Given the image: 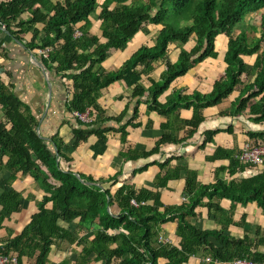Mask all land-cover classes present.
Listing matches in <instances>:
<instances>
[{"label": "trees", "instance_id": "1", "mask_svg": "<svg viewBox=\"0 0 264 264\" xmlns=\"http://www.w3.org/2000/svg\"><path fill=\"white\" fill-rule=\"evenodd\" d=\"M262 11L264 0H149L147 4H139L137 0H103L101 4L97 0L56 3L52 0H0V47L12 40L22 43L24 37L31 34L33 39L25 45L26 49L51 50L49 59H43L45 66L61 78L72 79L74 84L67 111L84 114L91 110L96 114L92 123L78 122L80 127L73 130L72 146L76 148L95 136L92 151L96 157L107 149V134L117 131L103 125L120 124L129 112L127 106L121 116L109 118L97 105L99 94L116 83L133 89L129 105L135 104V117L145 99L149 113L167 118L192 108L191 121L181 123L182 127L189 128L187 137H191L204 122L198 112L221 105L242 84L241 77L246 76L251 84L243 87L227 115L236 117L248 112L250 122L264 124V15L259 38L251 40L246 31L238 32L247 18ZM91 18L101 23L102 36L90 33ZM150 27L160 28L151 44L141 46L119 69L103 68L110 52L125 51L138 34L148 35ZM76 32L81 33L80 38L75 37ZM221 35L227 39L223 57L225 75L217 81L211 94L182 96L174 92L166 98L165 104H160L159 98L175 79L198 63L218 57L216 46ZM191 39L194 44L187 50L185 47ZM173 45L180 49L176 61H166L159 79L151 81V87L145 89L142 76L151 73L156 63L166 60ZM253 55H257L255 65L246 64L243 56ZM2 73L0 66V159L4 156L9 159L5 163L0 160V166L11 173L10 183L18 172L29 174L45 194L39 213L10 241L7 254L15 253L21 261L23 256L39 252L33 264H48L54 244L65 242L83 247L77 264H161V260L165 261L163 264H187L197 251L207 252L206 258L211 259L209 262L205 259L207 263L231 264L235 258L264 261V251L256 252L258 246L264 248L259 226L255 231L256 241H250L247 236L234 239L226 235L224 229L202 230L191 223L196 217L195 209L204 205L205 199L210 212L222 213L220 202L223 200L238 204L254 202L264 212V167L249 178L241 177L228 183L218 178L209 186H198L193 177L187 176L182 195L186 202L178 207H164L158 194L145 190L136 192L129 186H123L112 195L110 187L117 184L121 172L109 179L95 180L63 170L61 160L66 164L73 161L68 154L70 147L58 135L46 139L37 132L39 120L13 89L4 84ZM256 100L259 102L253 104ZM138 125L131 120L120 127L122 143L127 139V127ZM167 128L162 127L163 134L153 150L120 152L119 156L125 161L147 158L157 153L161 144L177 142L165 133ZM217 134H205V144ZM248 138L253 140L251 143H264V132L249 133ZM225 153L218 149L215 158ZM245 169L236 159L229 166L231 174ZM177 171L178 168L174 173ZM173 177L175 175L166 172L157 177L155 184L165 189ZM6 185L0 195L3 208L0 220L20 213L23 205L19 193L9 187V183ZM132 200L145 205L135 209L131 206ZM115 205L120 209L118 216L111 212ZM173 221L177 223L179 246L160 244V226ZM244 222L242 218L241 225H246ZM80 233L84 235L80 237ZM92 254L95 257L91 260Z\"/></svg>", "mask_w": 264, "mask_h": 264}, {"label": "crops", "instance_id": "2", "mask_svg": "<svg viewBox=\"0 0 264 264\" xmlns=\"http://www.w3.org/2000/svg\"><path fill=\"white\" fill-rule=\"evenodd\" d=\"M54 3L61 0H52ZM28 15H25L27 18ZM92 35L99 33L101 23L91 20ZM156 32L151 36L154 38ZM151 35V32H150ZM148 35V36H150ZM144 33H140L129 43L125 51L113 50L110 52L107 60L103 63V68L107 71L119 69L146 40ZM33 39L31 34L24 37L21 42L12 40L6 42L0 47V66H2V79L6 86H10L15 94L30 107L40 122L37 132L46 139L58 135L66 141L70 147L69 156L73 159L70 164L61 160V166L65 171H71L76 174H85L93 177L95 180L109 179L121 172L118 176V182L110 187L112 195L123 186H129L136 192L148 191L158 194L159 201L164 207H178L181 205L183 191L186 185L187 176L193 177L198 186H209L217 182L220 178L225 182L230 180H239L241 177L249 178L262 171V167L246 168L243 172H229L231 161L235 159L243 145L247 141H253L248 138L249 133L258 134L264 132V124L256 125L250 122L251 117L248 112L240 116L231 117L227 115L232 111L243 87L250 85L251 81L246 76L241 77V85L236 88L234 93L221 105L214 108L199 111L204 118V122L199 125L197 131L187 137L189 128L182 127V122H189L193 118V109L180 110L176 116L165 117L156 113H149L147 99L141 102L137 116L135 117V104L129 105L133 96V89L127 88L123 83H116L99 94L97 105L101 108L106 117L116 118L121 116L127 106L129 112L126 119L118 124L114 122L103 125L115 128L116 132L107 134V149L102 155L93 157L92 146L97 138L90 136L86 142H81L78 147L73 148V130L80 127L79 120L72 113L67 111L68 104L73 94V81L70 78L60 77L45 66L41 55L37 51H29L25 45H29ZM137 43V44H136ZM136 44V46H135ZM194 42L186 45L189 50ZM227 39L221 35L217 43V58L206 59L198 63L188 71L184 76L177 78L170 85L169 90L159 98L160 104L166 103V98L174 93L180 92L182 96H190L198 93L208 96L213 91L217 81L221 80L225 73L226 64L223 61L226 51ZM172 55L168 60L173 63L176 61L180 49L173 45L169 50ZM168 53V54H169ZM246 64L254 66L257 55L243 56ZM165 62L160 61L155 64L154 70L142 76V85L145 89L151 87V81H157L160 74L165 70ZM143 67H139L142 70ZM259 100L253 102L258 103ZM94 114V112H93ZM96 115H94L95 119ZM133 120L138 126H128L126 129L127 139L122 143L121 133L118 131L126 122ZM168 127L165 133L170 134L177 142L164 143L159 146L157 153L138 160L125 161L121 158L120 152L150 151L156 148L160 140L163 129ZM218 132L211 142L205 144V134ZM173 133V135H172ZM218 149H223L227 153L220 158H215ZM9 157H2V162H7ZM163 165V168L160 167ZM178 168V173L174 170ZM255 169V171H253ZM166 172L175 175L168 180L165 189H160L155 184L159 175ZM11 173L0 166V195L4 193V187L9 183V187L15 190L22 198V210L10 217L0 220V241L6 249L10 241L21 234L31 218L39 213V204L44 199V192L39 188L35 179L31 175H24L22 172L16 174L12 183L9 182ZM109 187H105L108 189ZM208 200L205 199L201 207L195 209L196 217L191 220L193 225L202 230H225V234L234 239H243L247 236L248 240L256 241L255 231L259 226L261 234L264 236V212L256 203L238 204L231 203L228 200L220 202L223 212L209 211L207 208ZM51 208V206H49ZM3 208L0 207V214ZM118 216L120 209L115 205L111 211ZM244 218L246 225H241ZM231 222V224H228ZM176 221L168 222L160 226L161 242H168L172 246H179L180 238L176 235ZM84 233H80L82 237ZM258 237V238H259ZM92 236H90V239ZM160 243V242H159ZM163 244V243H160ZM83 247L75 244L59 242L54 244L48 257V264H77L78 256L82 253ZM255 250V249H254ZM264 251L262 246L256 248V252ZM207 252L197 251L187 264H230V263H207L205 261ZM39 252H36V255ZM36 255L23 256L20 264H33ZM95 254H92V260ZM165 261L161 260L163 264ZM91 264H101L92 262Z\"/></svg>", "mask_w": 264, "mask_h": 264}, {"label": "built area", "instance_id": "3", "mask_svg": "<svg viewBox=\"0 0 264 264\" xmlns=\"http://www.w3.org/2000/svg\"><path fill=\"white\" fill-rule=\"evenodd\" d=\"M76 38H80L81 34L79 32L75 35ZM39 55L43 57V59L48 60L50 57L51 50H45V51H37ZM89 110L85 112V114H81L78 112L73 113V116L78 119L79 121L83 123H90L91 119L88 116ZM235 159L242 165H253V166H261L264 164V143L257 142V143H251L250 141L246 143L241 152L238 153L235 156ZM185 200H183V203ZM144 203H137L135 200H132L131 206L138 208L139 206H144ZM162 239H160V243H163L164 245L167 242H161ZM206 261H211L210 258H206ZM0 264H20L19 257L17 254H7L6 249L4 247V244L2 241H0ZM232 264H264V261L262 262H256L252 261L247 258H237L232 262Z\"/></svg>", "mask_w": 264, "mask_h": 264}, {"label": "rangeland", "instance_id": "4", "mask_svg": "<svg viewBox=\"0 0 264 264\" xmlns=\"http://www.w3.org/2000/svg\"><path fill=\"white\" fill-rule=\"evenodd\" d=\"M103 0H97V2H98V4H101V2H102ZM137 2L139 3V4H147L148 2H149V0H137ZM264 15V11H262V12H260V13H258L257 15H255V16H252L251 18L249 17V16H247V17H249V18H247L246 20H245V22L239 27V30H238V32H240V31H246L248 34H249V38L251 39V40H253V39H255V38H259L260 36H261V26H262V22H261V18H262V16ZM91 20H93V23H94V21L96 22L97 20H95V19H92L91 18ZM160 28H153V27H150V32H151V35H150V33L148 34V35H150V36H148V35H146V36H148V37H146V40H145V42H143L142 44H151V36H152V34L154 33V32H157L158 30H159ZM77 33V32H76ZM99 33H101V31H99ZM81 34V33H80ZM95 36H98V34H96ZM101 36H102V33H101ZM191 41H192V39H191ZM137 44V43H136ZM136 44H135V46H136ZM172 55V52L171 53H169L168 55H167V59H166V61H169L168 60V56H171ZM41 58L43 59V57L41 56ZM73 87H74V84H73ZM72 93H71V98H72ZM73 113H75V112H73ZM72 113V114H73ZM85 114V113H84ZM94 115H96L95 113L93 114V111H91V110H89V113H88V116L90 117V119H91V122L90 123H92L93 122V120H94ZM249 141H247L246 143H248ZM245 143V144H246ZM244 144V145H245ZM243 145V146H244ZM243 148V147H242ZM242 148H241V150H242ZM241 150L239 151V153L241 152ZM237 155V154H236ZM246 166V168H257V167H264V164L263 165H261V166H253V165H245ZM263 170V169H262ZM253 171H255V169L253 170ZM183 200H185L184 198H182V201H181V204H184L185 202H186V200H185V202L183 203ZM133 207V206H132ZM133 208H135V209H139L140 208V206L138 207V208H136V207H133ZM166 244H169L168 242L166 243ZM170 245V244H169ZM237 258H235V259H233L232 260V262H234V260H236ZM232 262H231V264H232Z\"/></svg>", "mask_w": 264, "mask_h": 264}, {"label": "water", "instance_id": "5", "mask_svg": "<svg viewBox=\"0 0 264 264\" xmlns=\"http://www.w3.org/2000/svg\"><path fill=\"white\" fill-rule=\"evenodd\" d=\"M78 177H79V175H78ZM80 178V177H79ZM88 185H90V184H88ZM94 186H96V187H101V186H99V185H97V184H95Z\"/></svg>", "mask_w": 264, "mask_h": 264}]
</instances>
